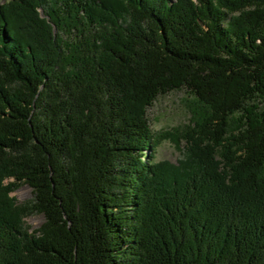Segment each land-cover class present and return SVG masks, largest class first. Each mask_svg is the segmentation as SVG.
<instances>
[{"label": "trees", "instance_id": "1", "mask_svg": "<svg viewBox=\"0 0 264 264\" xmlns=\"http://www.w3.org/2000/svg\"><path fill=\"white\" fill-rule=\"evenodd\" d=\"M0 264H264V0L0 2Z\"/></svg>", "mask_w": 264, "mask_h": 264}, {"label": "rangeland", "instance_id": "2", "mask_svg": "<svg viewBox=\"0 0 264 264\" xmlns=\"http://www.w3.org/2000/svg\"><path fill=\"white\" fill-rule=\"evenodd\" d=\"M4 1L6 0H0V2ZM190 104L191 96L185 90L172 91L166 95L158 96L146 111L151 130L156 135L165 131H183L190 119ZM154 158L156 162L176 163L180 158V152L174 143L166 140L158 146ZM11 197L17 204H24L32 199V194L28 187L22 186L13 192ZM42 221V217L37 215L23 219L24 226L29 232L37 229Z\"/></svg>", "mask_w": 264, "mask_h": 264}]
</instances>
